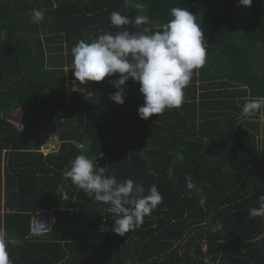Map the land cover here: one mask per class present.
Listing matches in <instances>:
<instances>
[{
  "label": "trees",
  "instance_id": "16d2710c",
  "mask_svg": "<svg viewBox=\"0 0 264 264\" xmlns=\"http://www.w3.org/2000/svg\"><path fill=\"white\" fill-rule=\"evenodd\" d=\"M36 7L44 13L39 24L31 20ZM173 7L196 15L208 52L180 108L144 120L139 83L126 82L121 105L110 98L119 74L75 79L77 41L102 32L152 34ZM113 11L149 22L116 27ZM263 52L264 0H0V231L18 242L8 247L12 264H264V216L249 214L264 195V107L242 114L246 100L264 98ZM16 107L34 130L11 117ZM49 122L58 125L61 145L44 154L40 132ZM80 154L146 193L156 185L163 202L139 228L113 233L108 205L65 176ZM43 207L56 223L36 235L31 220Z\"/></svg>",
  "mask_w": 264,
  "mask_h": 264
},
{
  "label": "clouds",
  "instance_id": "9594fccd",
  "mask_svg": "<svg viewBox=\"0 0 264 264\" xmlns=\"http://www.w3.org/2000/svg\"><path fill=\"white\" fill-rule=\"evenodd\" d=\"M242 6H251L253 0H238ZM136 8H144L136 4ZM171 19L160 25L152 34L145 28L142 32L127 30L116 34L102 32L90 43L79 40L71 48V71L81 83L101 82L106 77L119 74L112 80L118 89L110 98L117 104L125 103L126 82L130 79L139 83L144 97L138 115L148 120L165 109L180 108L184 103V89L189 85L194 70L206 64L207 51L204 46V32L197 17L188 8L173 7ZM33 23L44 20V13L33 10ZM110 22L120 27L128 23L143 25L149 22L146 15H137L134 21L117 11L110 13ZM198 74V73H197ZM264 107V98L248 99L242 106V114L253 116ZM107 166H97V157L84 154L75 157L70 168L65 170L66 178L78 189L94 199V202L108 205V211L115 219L112 231L124 236L139 228L145 216L152 213L163 202V196L156 185L147 189L133 179L118 181L114 174H106ZM187 188L194 185L187 177ZM259 207L250 209V216H264V195L258 198ZM206 198L200 200L204 205ZM216 229L214 228L213 231ZM18 242L0 231V264H12L8 247Z\"/></svg>",
  "mask_w": 264,
  "mask_h": 264
},
{
  "label": "built area",
  "instance_id": "2783aa9c",
  "mask_svg": "<svg viewBox=\"0 0 264 264\" xmlns=\"http://www.w3.org/2000/svg\"><path fill=\"white\" fill-rule=\"evenodd\" d=\"M40 145V150L44 154H50L59 149L61 140L58 125L55 122H49L42 128ZM55 223L56 216L53 211L46 207L40 208L31 220V233L44 235Z\"/></svg>",
  "mask_w": 264,
  "mask_h": 264
},
{
  "label": "rangeland",
  "instance_id": "374dc122",
  "mask_svg": "<svg viewBox=\"0 0 264 264\" xmlns=\"http://www.w3.org/2000/svg\"><path fill=\"white\" fill-rule=\"evenodd\" d=\"M51 47H53V45H52ZM56 51L60 52L59 49H56ZM58 52H57V53H58ZM55 53H56V52H55ZM263 53H264V52H263ZM78 84H79V83L74 84L73 86H74L75 88H77V89L82 88L81 85H78ZM260 114H261V115L259 116L260 118L258 117V118H259V133H260L259 136H260V140H262V139H264V111H261ZM11 115H12V114H11ZM19 117L22 118V119H24V117H22V116H19ZM16 119H18V118H14V120L18 122V120H16ZM27 122L33 124L32 120H31V121H27ZM28 128H29V127H28ZM85 141H86V139H82V140H81V144H84Z\"/></svg>",
  "mask_w": 264,
  "mask_h": 264
},
{
  "label": "crops",
  "instance_id": "0c3cea01",
  "mask_svg": "<svg viewBox=\"0 0 264 264\" xmlns=\"http://www.w3.org/2000/svg\"><path fill=\"white\" fill-rule=\"evenodd\" d=\"M53 1H55V0H53ZM34 10H37V7L36 8H34ZM65 70L68 72V70H69V66H65ZM67 81H69V80H67ZM19 110V109H18ZM13 117H15V116H13ZM12 117V118H13ZM19 119H18V122H22L23 124H25V127L26 128H30L31 130H34L35 129V125L34 124H31V123H29V122H27V120H25V119H22V118H20V117H18ZM28 118V117H27ZM14 119V118H13ZM3 212H4V210H3ZM37 212V211H36ZM35 212V213H36ZM35 213L33 214V217H34V215H35Z\"/></svg>",
  "mask_w": 264,
  "mask_h": 264
},
{
  "label": "water",
  "instance_id": "95a60500",
  "mask_svg": "<svg viewBox=\"0 0 264 264\" xmlns=\"http://www.w3.org/2000/svg\"><path fill=\"white\" fill-rule=\"evenodd\" d=\"M17 110H18V108L16 107V108L14 109L15 118H18L19 116H22V117H24L25 120H27V117H28L27 114H25V113H24V114H23V113H20V111L18 112ZM13 116H14V115H12L11 117H13ZM13 118H14V117H13ZM18 119H19V118H18ZM18 119H16V120H18ZM22 122H23V121H22ZM22 122H21V124H23Z\"/></svg>",
  "mask_w": 264,
  "mask_h": 264
}]
</instances>
